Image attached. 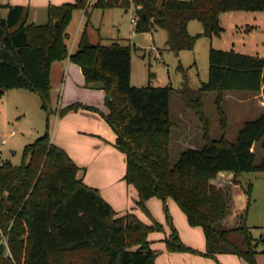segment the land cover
<instances>
[{"label": "trees", "instance_id": "obj_1", "mask_svg": "<svg viewBox=\"0 0 264 264\" xmlns=\"http://www.w3.org/2000/svg\"><path fill=\"white\" fill-rule=\"evenodd\" d=\"M142 5L135 31L168 33L169 50H192L200 37L223 32L220 15L227 11L264 10V0H134ZM130 0H76L51 5L48 21L29 23V8L0 4V94L25 88L41 98L47 117L51 106L50 71L53 62L70 58L80 65L89 83L105 84V114L117 134L116 146L126 154L125 180L139 193L138 207L159 197L172 198L192 226H201L208 256L237 254L251 263L262 250L264 235L256 238L247 224V211L237 213L232 183L220 179L224 173L264 172V114L248 120L234 140L227 131L219 138L211 134V121L203 109V96L216 93V105L230 92H260L264 86V56L211 48L209 78L198 88L189 85L186 69L183 86H134L131 83V45L113 42L93 44L87 28L95 8L129 10ZM8 8L3 17L1 10ZM82 9L88 18L78 50L70 54L66 40L73 12ZM191 20L202 22L204 30L191 34ZM58 22V24L56 23ZM175 95L186 110L204 123V144L186 148L177 162L171 161V101ZM80 103L60 109V115L77 110ZM222 118V116H221ZM224 118V116H223ZM221 126L226 128L224 119ZM227 129V128H226ZM79 166L50 132L24 149V161L0 164V264H156L158 252L148 239L163 226L153 220L145 224L134 213L119 214L100 191L78 178ZM253 183L245 189L251 198ZM167 210L172 233L166 238L170 251H192L181 241ZM7 241V245L4 243ZM9 250V251H8Z\"/></svg>", "mask_w": 264, "mask_h": 264}, {"label": "rangeland", "instance_id": "obj_2", "mask_svg": "<svg viewBox=\"0 0 264 264\" xmlns=\"http://www.w3.org/2000/svg\"><path fill=\"white\" fill-rule=\"evenodd\" d=\"M101 11L95 10L92 17L96 28L89 26L92 40L104 45L110 44L112 41L131 45L133 85L165 86L172 84L176 88L182 87L185 77L178 68L180 64L187 71L191 87L198 88L202 82L208 81L209 50L213 46L209 37H200L194 49L183 50L181 57L177 58L175 51L169 50L166 45L168 33L165 29L157 28L154 31V36L146 32L138 33L135 31V24L131 21L134 16L133 10L125 11L123 8H113L107 10L104 15ZM82 17L83 11L78 10L72 22L74 29L79 28ZM223 26L225 28L223 37L214 38L215 48L226 50L234 48L238 52L264 56V10L234 11L231 17L223 18ZM99 27L102 37L99 35ZM203 28L201 21L193 20L191 22L190 30L194 34L203 31ZM157 51L161 52L159 58L154 56ZM17 89L5 90L0 94V160L9 161L14 165L23 163L24 149L28 144L47 131L50 132L52 128V120L49 121L46 111L41 107L40 96L27 89ZM238 98L247 97L246 94H238L236 98H225L220 108L223 112L219 115L215 93L209 92L203 96V109L213 126L214 137H220L216 127L222 123L223 116L227 137L230 140L235 139L246 121L254 120L260 116V110L253 105L258 100H254L252 103L250 101L242 102ZM171 106L172 117L176 122L172 132L173 148L171 153V161L175 163L179 159V151L184 144L197 146L202 144L204 123L190 110L183 113L184 104L175 94L172 97ZM12 130H16L17 134L8 137ZM3 138H7V143L4 145L1 144ZM255 150L258 157L264 155V151L259 146H256ZM220 177L226 182H233V179L237 177L239 179V182L236 183L237 192L243 194H247L245 189L250 182H253L251 198L247 199V202H250L247 211L249 213V215L247 214L249 216L247 224H263L264 172H242L240 175L224 174ZM241 209L244 212L243 208ZM164 213H166L167 219V210ZM262 230V227L259 226L252 227L256 238L261 236ZM4 240L5 245L8 246L6 239Z\"/></svg>", "mask_w": 264, "mask_h": 264}, {"label": "crops", "instance_id": "obj_3", "mask_svg": "<svg viewBox=\"0 0 264 264\" xmlns=\"http://www.w3.org/2000/svg\"><path fill=\"white\" fill-rule=\"evenodd\" d=\"M75 1L76 0H0V4L22 5L28 7V22L44 24L48 21V9L51 5H60L68 2L74 3ZM110 9L113 8H95L91 12L87 32L89 40L93 44H101V42L92 40V34L89 30L90 25L96 28L92 20L94 12L95 10H102L101 12L104 15L105 12ZM78 10L82 9L74 10L72 21L67 28L69 38L66 40V43L68 45L70 54H73L78 50L79 42L88 21L85 11L82 10L83 17L81 24H79V28H73V18ZM232 12L234 11L223 12L220 15L223 32L219 36L209 37L211 40V45H213L210 47V49L212 47H216L214 45V38L223 37V33L225 32L223 18L225 16L231 17ZM1 14L3 17H5L8 14V8H3L1 10ZM192 21L193 20L189 22L188 29L189 32L194 35V33L190 30ZM100 30L101 29L99 27V35L102 37ZM201 32L203 31L197 32L196 34ZM146 33H151L154 36V31ZM113 42L115 41H112L110 44ZM227 50L236 51L234 48ZM182 52L183 51L175 52L177 58L181 57ZM132 79L133 68H131V83ZM50 80L51 106L55 112L51 114L49 118H47L49 121L52 120V128L50 130L52 141L59 147L63 148L79 166L80 169L78 171V178H81L87 185L97 188L100 191L102 197L119 214L134 213L147 225H152L153 220H155L164 227L162 231L155 230L150 232L148 235V239L152 248L158 252L155 261L156 264H264V249L257 253L255 263H251L243 257L232 253H218L215 256H208L205 254L207 250V244L204 229L201 226H192L188 221L187 215L172 198H168L166 202L156 196L149 198L145 202L149 214L138 207V190L133 184L128 183L124 178L127 170L126 154L117 148V134L108 124L105 118V114L109 111L106 105L107 93L105 88L92 87L91 83L86 80L80 65L73 62L69 57L64 60L53 62L50 71ZM134 86L137 85L134 84ZM24 89L25 88H22V90ZM17 90H21V88ZM238 94H246L247 98H238L242 102L250 101L253 103L254 100H258L257 102H254L253 105L260 110L259 115L264 114V86L262 87V90L257 93L249 91L230 92L226 94L225 98H236ZM74 103H80L82 106L79 109L71 110L64 115L59 114L58 111L60 109ZM188 111L189 110H186L185 108L183 109V113ZM219 113L220 112H218V114ZM212 127L213 126L211 124L212 137L219 138L213 136L214 129ZM217 130L220 133V137L227 131L226 128L221 126V123L220 126L216 127V131ZM202 141L204 142L203 137ZM202 144L198 146L194 144H184L179 152L181 153L186 148H200ZM171 147L173 148V139ZM224 174L233 175L232 173ZM219 178L221 179V177ZM232 190L235 200V211L237 213H241L243 212L241 208H243L244 211L245 209H248L250 202L248 203L247 199L249 196L247 194H243L242 192L238 193L236 183H232ZM166 208L171 215L174 227L177 230L181 241L184 245L194 249L195 252L170 251L168 249L166 238L172 233L173 228L170 224H168L166 219V213H164ZM247 214L249 215L248 212ZM248 215L247 220L249 219ZM248 225L250 227H262L263 230L261 235H264V223L258 225Z\"/></svg>", "mask_w": 264, "mask_h": 264}, {"label": "built area", "instance_id": "obj_4", "mask_svg": "<svg viewBox=\"0 0 264 264\" xmlns=\"http://www.w3.org/2000/svg\"><path fill=\"white\" fill-rule=\"evenodd\" d=\"M94 0H88V4H90V3H92ZM131 1V5H130V7H129V10H133L134 11V16L132 17V19H131V21H132V23H134L135 25L137 24V22H138V20H139V10L141 9V7H142V5H140V4H136L135 2H134V0H130ZM155 58H159V57H161V52H159V51H157L156 53H155ZM17 134V131L16 130H12L10 133H9V135H8V137H10V136H14V135H16ZM7 143V138H3L2 140H1V144L2 145H4V144H6ZM2 162L3 161H1L0 160V164H2ZM260 249H264V242H262L261 243V245H260Z\"/></svg>", "mask_w": 264, "mask_h": 264}, {"label": "water", "instance_id": "obj_5", "mask_svg": "<svg viewBox=\"0 0 264 264\" xmlns=\"http://www.w3.org/2000/svg\"><path fill=\"white\" fill-rule=\"evenodd\" d=\"M56 23L58 24V22H56ZM91 86L95 87V88H104L105 84L103 82H93V83H91Z\"/></svg>", "mask_w": 264, "mask_h": 264}]
</instances>
